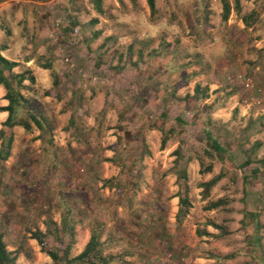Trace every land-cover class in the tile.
<instances>
[{
	"label": "rangeland",
	"instance_id": "obj_1",
	"mask_svg": "<svg viewBox=\"0 0 264 264\" xmlns=\"http://www.w3.org/2000/svg\"><path fill=\"white\" fill-rule=\"evenodd\" d=\"M227 1L230 11L223 19L222 0H154L153 11L146 0L145 8L138 0H98L93 3V16L88 19L100 31L99 37L94 38L97 46L90 50L93 52L91 57L100 62L113 59L118 63L115 68L128 64L132 68L131 63L136 64L140 58L150 62V58L156 56L173 55L176 66L171 67L174 70L172 79H178L176 77L183 72L195 77L196 83H201L202 78L216 79L220 88L239 91L246 100L252 98L249 101H254L256 107L250 108V112L258 110L260 113L263 103L259 94L262 93L257 92V87L263 84L264 77V0H238L239 10H236L235 0ZM82 2L77 0L78 9L88 10L90 3L85 6ZM33 6L46 8L37 4ZM121 13H127V18H121ZM48 18L45 17L47 24L52 27L60 21L56 13ZM81 19L84 18L80 17L78 22L84 24L86 20L82 22ZM104 40L108 44L106 47L101 45ZM81 66L88 77H95L98 82L83 87L81 100L88 109L82 118H77L83 121L79 144L69 142L61 147L50 144L49 151H45L36 140L42 132L38 133L39 128L28 115L25 116L31 128L25 130L26 141H22L20 150L17 149V152L23 149L28 152L24 156L18 154L19 167L25 164L32 168L25 185V196L18 199L20 196L16 195L8 201L0 198V231L5 234L8 244L18 247L17 254L22 252L30 258L34 244L30 240L31 233L38 230L41 216L53 215L54 192L40 170L56 171L59 174L53 173L50 177L59 178L63 166L64 174L67 167L76 173L78 170L96 187L102 183L101 188L108 189L94 190L91 201L93 219L109 221L102 229L103 234L120 235V238L135 236L137 249L142 250L140 254L145 257L159 255L156 264H174L170 259L175 256L183 257V260L178 258L181 263L177 264H200L193 259L198 252L204 259L211 258L201 264H260L261 259L257 257L264 256V207L261 201L256 203L257 200L252 199L253 195L247 190L248 179L244 177H250L256 154L264 155V146L259 140L264 138L260 132L264 126L263 112L256 117H247V112L236 110L229 118H220L221 123L228 125H221L217 131L215 124L208 132L211 135L218 133L217 137H221L220 145L224 150L217 153L198 120L189 128L188 123L171 121L170 115L158 119L151 115V111L137 109L136 105L142 104L136 99L131 100L130 94L123 95L120 91L124 89L116 85L118 80L125 86L126 72L121 75L115 69L109 75L92 73L86 69L88 65ZM242 77H250L252 86L245 87ZM259 80L262 83L259 84ZM91 86L96 87V95L100 93L101 99L90 100ZM108 88L123 95L122 103H113L110 96L104 98ZM186 90L184 88L180 95ZM54 100L47 103L59 124L55 115L60 113ZM258 100L259 105L256 104ZM132 103L136 104L135 107ZM121 104L129 113L118 114ZM104 106L106 111L103 114ZM35 113L42 118L39 112ZM187 115L182 112L181 120ZM94 118L101 123L99 129L89 128L97 122H93ZM161 118L165 128L161 127L162 132L156 134L153 127L161 126ZM251 119L254 123L248 122ZM121 130L132 133L125 136L126 141L117 136L114 138ZM43 132L44 136L49 135L47 131ZM51 133L58 140L66 141L58 131ZM254 148L256 154H253L252 162L244 164L246 155L252 156ZM219 155L222 159L218 158ZM192 157H198L199 163ZM103 171L110 173L105 181L99 178ZM179 172L183 175L179 176ZM213 180L214 183L208 185ZM173 196L187 198V203L181 202L179 214L175 212V202H170ZM214 202L216 205L212 206ZM250 211H254L255 217L249 214ZM13 218L21 221L19 228V222L9 223ZM220 228L222 237L215 240ZM121 239L118 251L124 253L129 245ZM221 249L225 252L221 253Z\"/></svg>",
	"mask_w": 264,
	"mask_h": 264
},
{
	"label": "crops",
	"instance_id": "obj_2",
	"mask_svg": "<svg viewBox=\"0 0 264 264\" xmlns=\"http://www.w3.org/2000/svg\"><path fill=\"white\" fill-rule=\"evenodd\" d=\"M97 1L98 0H83L82 4L85 6H88L90 3V7L88 6V10L85 11H80L78 9L77 0H4L0 2V56L9 62L15 63L10 69H6V67L0 65V69L2 70L1 77L11 81L13 89L19 91L23 95L27 101L29 110L39 112L42 115L43 121L52 128L51 132L58 131V134L66 139L64 142L58 140L56 135L51 132L52 135L48 132L49 135L44 136L43 131L45 130L41 131L38 129V133L42 132V134H40L36 140L41 143V148L45 151H49L51 148L50 144H53L54 147H61L65 143L71 142V144H79L81 142L83 121H79L77 118H82L84 116L83 114H86L88 109L81 100L83 87L89 85L90 82H93V84L94 82H98V80L95 81V77H88V73H86L81 66L83 64L88 65L86 69H89L92 73L98 72L109 75V73L112 74L115 69L117 72H121V75L123 71L126 72L128 78H126L127 81L125 86H122L123 84H120L118 80H116V85L124 89L120 91L123 95L130 94L131 100L136 99L142 104H135L137 109L148 113L151 111V115L154 114L155 118L158 119L164 117L162 115H170L169 117L173 119L171 121H174L178 116L180 117V114L184 112L188 114L184 119L188 121L189 125L187 126L190 128V126L194 125L193 123L198 120V124L203 126V130H205V134L209 132V129L212 131L213 129L211 130V128H213L215 124L217 125V131L221 125L226 127L228 123H221L220 118L224 116H227L224 118H229L236 110H240L241 113L247 112V117H256V115L261 114V112L264 114V77H262L263 86L260 84L262 82L259 80L260 85L257 87V92L262 94L253 93L260 95L263 109L260 113L258 110L251 113L250 108L256 107L254 101H249L252 98L246 100L242 98L239 91L231 90V88H220L219 86L221 85L216 79L208 81L206 78H202L203 81L201 83H196L197 81L193 80L195 77L191 78V76L185 75L184 72L180 74L179 77H176L178 79H172L173 76H171V74L174 70H172L171 67L176 66V59L173 55L156 56L154 59L150 58V62H144L142 61L143 58L142 60L140 58L136 64L135 62L131 63V65H133L132 68L128 66L130 64L125 65V67L120 66L115 68V64L118 63L113 59L100 62L96 60V58L91 57L93 52H90V50L97 46L94 38L96 36L99 37L100 31H98V27H94V23H90L88 19L93 16V3ZM138 2L140 6L145 8V0H138ZM33 4L46 6V8L40 7L36 9ZM52 13L54 15L56 13L60 19L58 25L54 27H52V24H47V19H45V17L52 18ZM136 14L139 15L137 12ZM121 15V18H123V16L127 18L128 16L127 13H121ZM80 17L84 18L83 21L81 19L82 22L86 20L84 24L78 22ZM54 41L56 42L55 45ZM101 45L102 47H106L108 44L104 40ZM146 60L148 59L146 58ZM148 64L154 67H149L147 66ZM19 74L23 75L21 80L18 77L16 78V75ZM100 81L101 79L99 82ZM195 83L204 90V96L197 98L194 108L192 109L189 108L188 102H186L182 96L187 94L193 95L195 85L192 87V84ZM190 86L191 89H189ZM184 88H187L186 93L181 96L180 92ZM90 89V100L101 99L102 95L100 93L96 95V87L91 86ZM5 94L6 88L0 83V107H4L9 103L8 100L4 98ZM123 95H119L115 89L108 88L105 90L104 98L106 99L110 96L109 100L113 103H122L121 97ZM52 99H55L54 101L57 103L58 108L57 112L60 113V115H55L60 121L59 124H57L58 120L54 119V115L51 114L50 105L47 103ZM148 101L149 103H146ZM256 104L259 105L260 101L258 100ZM132 105L135 107L133 103ZM105 108L106 106H104L103 114L106 111ZM44 111L51 113L50 115H46ZM123 111L129 113L126 106H122L121 104L118 114L123 113ZM7 117L8 111L0 110V131H2V136L0 138V182H2L0 183V198H4L5 201L16 198V195L20 196L18 199L25 196V185L29 182L32 172V168L27 167L25 164H21L23 165L22 168L19 167L20 160L18 154L21 153L23 156L28 154L27 151L25 153L24 149L23 151L17 152V149L25 138L24 132L26 129L21 124H14L11 127L4 125ZM191 117L193 118L191 119ZM138 118L141 119L142 116ZM66 119H68V121H66ZM252 120L253 119L248 122L254 123ZM95 121L97 122L89 127L90 129L92 127L93 129H99L101 123L94 118L93 122ZM137 121H139V119H137ZM93 122L91 124L88 122L87 124L92 125ZM160 124L161 126L153 127V129H156L154 130L156 134L162 132V128H165V123H163L162 118ZM131 125L136 126V124L133 123H131ZM89 128L88 130H90ZM261 128L260 132L264 134V126ZM130 134L132 133L129 130H121L115 133L114 138L117 136L120 140L126 141L128 138L125 136H130ZM216 134L212 133V138L219 144H222L221 137H217ZM259 140L262 141L261 145L264 146V138H259ZM25 141L26 139L24 142ZM115 148H117L116 145ZM115 148L113 147L114 150ZM20 149L21 147L19 150ZM56 153L59 154L60 152L56 151ZM253 154H256L255 148L252 152V156L250 155L251 158L255 156ZM46 156L48 158L47 154ZM256 156L257 159H255L256 161L253 169H258V171L254 172L253 169L250 171V177H247V186L249 185V189L247 187V190L253 195L254 198L252 197V199H256V203L261 201L264 207V166L257 162L260 159H264V155L261 156L256 154ZM193 158L198 164L199 158L192 157V159ZM51 159L53 160V157H51ZM64 166L66 165L64 164ZM63 169V166L62 170L59 169L61 170L59 178L50 177L53 173L54 175H58L59 173L56 171L40 170L41 174H44V178L48 181V186L52 187L49 188L54 192L55 199L54 204H52L53 215L50 217L41 216L38 230L41 232L42 239L47 245V248L50 250L55 249L59 255L66 253L69 258H73L84 250L95 227L99 225L102 231L104 225L108 224V220L103 221V219H101V221H95L93 219L91 207L94 190L103 191L108 189L101 188L102 183L98 184L96 187L94 183L90 182V180H88L85 175L79 173L78 170L76 173V170L71 168L72 171H69L67 167L68 170L65 169L67 171L64 174L62 172ZM109 174V172L103 171L102 174H99V178L105 181V178L110 176ZM48 183H46V185ZM21 185L23 186V190H21ZM168 188L171 190V185H168ZM176 197L177 199L173 196L170 202H175V212L177 213L180 203L179 197ZM47 205L49 206V204ZM47 205L44 204L43 206ZM13 222H19L17 228L22 225L19 219L13 218L9 223ZM2 231H4V229ZM219 231L215 240L222 237L221 228ZM119 236L120 235H110L106 233L104 235L103 232L99 235V240L103 243V248L101 250L102 255L111 256L113 259L109 264L157 263L158 254H150L148 257H145L143 253L140 254L142 250L137 249L138 245L135 241V236L121 237L124 240ZM138 237L142 239L141 235H138ZM2 239L7 250L11 251L16 256V262L18 264L52 263L51 257L47 252L40 249L37 240L34 238L30 239L34 243L32 245L33 252L30 258H26L22 252L18 255L16 252L18 247L8 244L5 234H3ZM120 239L126 241L129 245V249L125 250L124 253L118 251L120 250L118 249ZM143 244L148 245V243L144 242ZM223 250L224 249H221V253L225 252ZM195 254L193 259L200 264L202 261L204 262L211 259H204L203 256L198 255L199 252ZM178 258L183 260V257L175 256L170 259V262L174 264L178 262L181 263ZM257 258L261 259L260 264H264V256L259 255Z\"/></svg>",
	"mask_w": 264,
	"mask_h": 264
},
{
	"label": "trees",
	"instance_id": "obj_3",
	"mask_svg": "<svg viewBox=\"0 0 264 264\" xmlns=\"http://www.w3.org/2000/svg\"><path fill=\"white\" fill-rule=\"evenodd\" d=\"M3 0H0V2ZM38 1H46V0H38ZM147 4L150 8V10H154V0H146ZM235 6L236 10H239V3L238 0H235ZM222 18L226 19L229 11H230V5L227 0H222ZM15 63L9 62L3 57L0 56V65H3L6 67V69H10ZM2 70L0 69V83H2L6 88V94L4 96L5 99L8 100V105L4 107H0V110H7L8 111V117L6 121L4 122V125L11 127L14 124H21L26 130L31 128V124L28 119H26V115L32 120V122L39 128V130H45L47 132H51L52 128L48 126L45 121H43V118H41L38 114H36L34 111L28 109L27 101L23 97V95L19 92L13 89L11 85V81H8L7 79L1 77ZM22 74L16 75V78L18 77L20 80L22 79ZM12 78V76H11ZM204 90L201 89L199 85H195L194 87V94L193 95H185L184 100L188 102L189 108H194L195 101L198 97L204 96ZM181 117L176 118V122H180L182 124L188 123V121L181 120ZM2 136V131H0V138ZM206 136L208 140L211 142L213 148L216 150V152H223V147L212 138L211 134L206 132ZM164 143V140H162V145ZM218 158L222 159V156H218ZM251 156L246 155V160L243 162L244 164H250ZM259 164L264 166V159H260L257 161ZM257 169V168H255ZM254 170V169H253ZM258 171L254 170V172ZM252 172V173H254ZM179 176L183 175V172L178 173ZM185 174V173H184ZM247 180V177H244ZM244 179V181H245ZM214 183L213 181H209L208 185ZM207 186V185H206ZM187 203V198L185 197H179V203L180 207L177 212L181 211L182 203ZM216 205V203H212V206ZM252 217H255L254 211H250L249 213ZM244 225V223H242ZM101 227L98 225L95 227L94 232H92L90 239L88 243L86 244L84 250L77 256L73 258H69L68 255L65 254H58L55 249L50 250L47 248V245L45 244L44 240L42 239L41 232L39 230H35L33 233H31L32 238L36 239L38 241V244L40 246V249L42 251H45L48 253V255L52 259V263L48 264H109L111 262L112 257L108 255H102L101 250L103 248L102 242L99 240V235L102 232ZM3 233L0 231V264H18L16 262V256L11 252L8 251L6 248V245L3 241ZM101 244V245H100Z\"/></svg>",
	"mask_w": 264,
	"mask_h": 264
},
{
	"label": "built area",
	"instance_id": "obj_4",
	"mask_svg": "<svg viewBox=\"0 0 264 264\" xmlns=\"http://www.w3.org/2000/svg\"><path fill=\"white\" fill-rule=\"evenodd\" d=\"M241 81L245 87H251L252 86V79L250 77H242Z\"/></svg>",
	"mask_w": 264,
	"mask_h": 264
}]
</instances>
